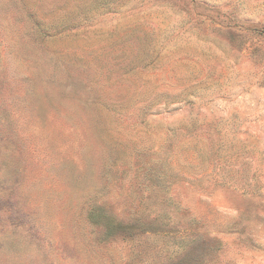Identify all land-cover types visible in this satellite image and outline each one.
<instances>
[{
    "label": "rangeland",
    "instance_id": "rangeland-1",
    "mask_svg": "<svg viewBox=\"0 0 264 264\" xmlns=\"http://www.w3.org/2000/svg\"><path fill=\"white\" fill-rule=\"evenodd\" d=\"M0 264H264V0H0Z\"/></svg>",
    "mask_w": 264,
    "mask_h": 264
}]
</instances>
